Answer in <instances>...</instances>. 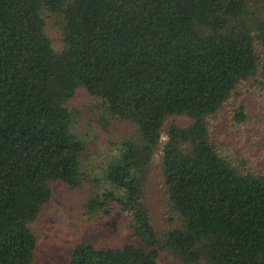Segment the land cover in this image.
<instances>
[{
	"label": "trees",
	"instance_id": "1",
	"mask_svg": "<svg viewBox=\"0 0 264 264\" xmlns=\"http://www.w3.org/2000/svg\"><path fill=\"white\" fill-rule=\"evenodd\" d=\"M257 76L264 87V0H0V264H33L52 182L83 185L86 140L68 105L79 89L137 130L114 143L87 208L119 205L142 245L79 242L66 264H160L162 250L264 264V174L235 166L208 125ZM236 117L246 119L243 107ZM157 159L165 229L147 198Z\"/></svg>",
	"mask_w": 264,
	"mask_h": 264
},
{
	"label": "rangeland",
	"instance_id": "2",
	"mask_svg": "<svg viewBox=\"0 0 264 264\" xmlns=\"http://www.w3.org/2000/svg\"><path fill=\"white\" fill-rule=\"evenodd\" d=\"M46 19L48 35L54 48L60 50L61 23L55 15H49ZM259 79L257 76L238 87L222 109L209 119L208 125L211 140L235 166L242 171L264 174V87L256 82ZM68 105L80 112L75 130L86 140V149L81 158L86 177L82 187L77 189H70L62 181L51 183L52 199L43 207L34 224L37 245L33 264H66L79 242L109 244L111 247L125 243L142 245L132 227L133 217L123 212L119 205L106 207L108 213L87 208L97 177L102 176L103 170L117 153L115 144L123 138L136 136L135 126L112 118L84 89H79ZM242 107L246 119L239 121L236 111ZM166 140L167 128L163 130L160 148ZM160 152L156 158L160 157ZM152 175L147 198L154 211L156 226L165 229L172 223L160 179L159 159L152 167ZM102 186L105 190L113 187L107 182ZM159 262L197 264L182 260L169 250L160 252Z\"/></svg>",
	"mask_w": 264,
	"mask_h": 264
}]
</instances>
